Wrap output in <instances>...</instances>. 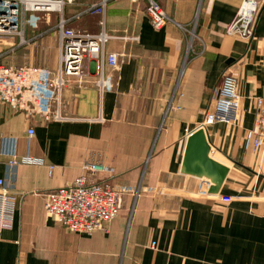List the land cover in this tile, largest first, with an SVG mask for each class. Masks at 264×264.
I'll use <instances>...</instances> for the list:
<instances>
[{"label": "crops", "instance_id": "1", "mask_svg": "<svg viewBox=\"0 0 264 264\" xmlns=\"http://www.w3.org/2000/svg\"><path fill=\"white\" fill-rule=\"evenodd\" d=\"M97 1L77 0L79 8L68 5L65 15ZM145 1L111 0L105 15L84 13L72 21L97 32L105 18L111 37L97 60L111 52L119 59L116 66L105 61L103 73L89 61L83 76L68 79L64 119H46L0 98V147L4 136L15 138L19 156L46 160L12 164L0 152V177L16 202L11 228L0 230V264H264V145L245 146L255 97H264V5L253 37L244 39L227 34L242 0H157L170 17L161 29ZM47 35L26 30L0 44L6 53L13 37L22 38L15 51L41 40L43 49H56L48 64L0 61L57 71L59 33ZM225 71L238 78L241 105L235 121L206 127L210 156L229 168L219 193H212V183L183 166L189 135L214 109ZM29 127L36 130L30 139ZM85 161L109 170L85 172ZM82 174L89 186L128 187L107 230L76 233L46 214L44 193L71 187Z\"/></svg>", "mask_w": 264, "mask_h": 264}, {"label": "built area", "instance_id": "2", "mask_svg": "<svg viewBox=\"0 0 264 264\" xmlns=\"http://www.w3.org/2000/svg\"><path fill=\"white\" fill-rule=\"evenodd\" d=\"M110 1L92 2L74 17H67L65 8L76 4L77 0H0V38L16 34L23 37L26 30L39 31L44 20L50 21L53 14H58L56 31L61 44L60 67L55 72L39 66L12 67L0 63V98L13 107L38 113L46 119H64L65 116L61 113V93L68 79L83 76L85 65L89 61H96L99 73H103L105 61L112 66L118 64L119 54L116 52L107 53L106 60L104 57L97 60L111 37L106 30L105 18L101 19V29L97 32L72 25V21L84 13L105 15ZM263 5L264 0H242L235 18L227 28V34L251 39ZM146 11L156 29L163 28L170 20L157 0H148ZM194 38L195 32L192 31L190 47ZM98 85L102 89L108 86L103 75L100 76ZM255 98L256 119L253 127L246 131L245 146L258 150L264 145V97ZM54 104H58V108H54ZM240 105L238 78L235 73L225 71L215 89L214 109L207 112L200 126L206 128L216 121H235ZM35 132L34 127L28 128L29 139ZM15 147V138H2L0 152L11 157L10 163H46L44 158L30 153L19 156ZM82 170L93 174L108 171L109 168L103 163L85 161ZM127 188L89 186L87 175L82 174L71 187L44 193L46 214L76 233L92 234L96 230H107L119 215ZM139 191V188L136 189V195ZM219 198L225 202L233 200L230 195H221ZM15 211V198L7 190L5 179L0 177V230L11 228Z\"/></svg>", "mask_w": 264, "mask_h": 264}, {"label": "water", "instance_id": "3", "mask_svg": "<svg viewBox=\"0 0 264 264\" xmlns=\"http://www.w3.org/2000/svg\"><path fill=\"white\" fill-rule=\"evenodd\" d=\"M211 148L206 128L193 130L188 138L183 170L204 177L212 183L209 191L219 193L229 168L210 156Z\"/></svg>", "mask_w": 264, "mask_h": 264}, {"label": "rangeland", "instance_id": "4", "mask_svg": "<svg viewBox=\"0 0 264 264\" xmlns=\"http://www.w3.org/2000/svg\"><path fill=\"white\" fill-rule=\"evenodd\" d=\"M79 2H87L90 0H78ZM92 1V0H91ZM99 1V0H98ZM144 2H146L144 0ZM143 2V3H144ZM73 6H75V10L78 7V3L74 4ZM57 20H58V14H53L52 18L50 21H43L41 23V27L39 31H32L30 30L29 32L31 34L37 35L40 33H47V36L53 35L56 32V24H57ZM78 28V27H77ZM8 37V36H7ZM13 37V36H12ZM4 37H1L0 40H2ZM22 38L20 39L19 37H13L12 40L9 42L11 45L7 50V52L5 53V48L3 49L4 45L0 44V60L2 59L5 63L8 64H16V65H21L24 62H27V64H48L50 59L53 58L54 56V52L56 51L55 48H47L43 49L42 47L46 46L44 44H41L40 41L38 42V44L36 45H32L30 46V44L28 46H23V50L20 51L19 49L17 51H15V47L18 48V44L19 41H21ZM31 41V39H30ZM29 39H27L26 43L24 44H28ZM48 45H50V43H47ZM8 45V44H7ZM2 63V62H0ZM3 64V63H2Z\"/></svg>", "mask_w": 264, "mask_h": 264}, {"label": "trees", "instance_id": "5", "mask_svg": "<svg viewBox=\"0 0 264 264\" xmlns=\"http://www.w3.org/2000/svg\"><path fill=\"white\" fill-rule=\"evenodd\" d=\"M1 62V61H0Z\"/></svg>", "mask_w": 264, "mask_h": 264}]
</instances>
